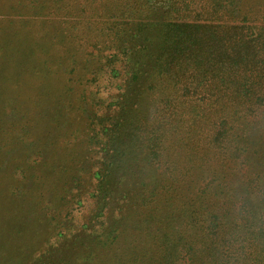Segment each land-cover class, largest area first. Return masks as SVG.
Wrapping results in <instances>:
<instances>
[{
    "label": "trees",
    "instance_id": "obj_1",
    "mask_svg": "<svg viewBox=\"0 0 264 264\" xmlns=\"http://www.w3.org/2000/svg\"><path fill=\"white\" fill-rule=\"evenodd\" d=\"M73 1L42 10L73 26L89 11ZM86 2L98 5L104 38L82 43L92 48L84 64L98 65L78 83L91 87L87 146L102 162L92 163L97 183L75 194L81 209L87 192L114 232L102 254L118 264H264V6ZM72 55L68 74L79 69Z\"/></svg>",
    "mask_w": 264,
    "mask_h": 264
},
{
    "label": "rangeland",
    "instance_id": "obj_2",
    "mask_svg": "<svg viewBox=\"0 0 264 264\" xmlns=\"http://www.w3.org/2000/svg\"><path fill=\"white\" fill-rule=\"evenodd\" d=\"M76 1L89 11L69 26L60 14L42 10L49 0H0V264H118L103 255L114 232L94 218L87 192L81 209L75 194L83 183H97L92 163L102 162V151L92 154L87 146L90 119L82 93L91 87L78 83L90 78L98 61L84 64L92 48L82 43L104 38L94 22L98 5ZM250 4L264 6V0ZM72 53L79 69L68 74ZM45 54L52 61L43 63Z\"/></svg>",
    "mask_w": 264,
    "mask_h": 264
}]
</instances>
